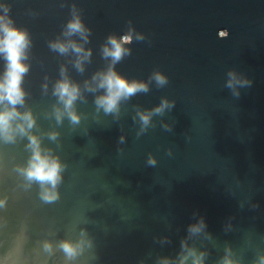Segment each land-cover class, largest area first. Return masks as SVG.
<instances>
[{
  "label": "water",
  "instance_id": "obj_1",
  "mask_svg": "<svg viewBox=\"0 0 264 264\" xmlns=\"http://www.w3.org/2000/svg\"><path fill=\"white\" fill-rule=\"evenodd\" d=\"M73 4L91 29L92 58L83 74L70 57L48 48ZM5 5L32 40L23 86L25 107L37 118L33 131L67 167L59 200L45 203L38 186L23 187L16 168L29 156L26 138L0 139V197L7 198L0 206V264H65L64 253L49 254L43 241L78 239L81 228L92 246L73 264H158L161 256L175 258L182 241L205 252L204 264H220L228 248L241 264H258L264 255V0H0V13ZM129 23L144 39L133 38L117 71L147 81L160 70L168 84L151 82L148 93L121 103L118 117L97 112L94 94L84 92L86 102L76 105L79 125L67 118L57 124L52 85L60 66L83 86L107 65L100 48L108 34H123ZM4 66L0 55V74ZM231 68L252 80L238 97L225 87ZM165 96L175 107L137 136V107L152 108ZM52 130L58 143L47 138ZM149 154L155 166L147 164ZM201 216L206 228L189 235L188 225Z\"/></svg>",
  "mask_w": 264,
  "mask_h": 264
},
{
  "label": "clouds",
  "instance_id": "obj_2",
  "mask_svg": "<svg viewBox=\"0 0 264 264\" xmlns=\"http://www.w3.org/2000/svg\"><path fill=\"white\" fill-rule=\"evenodd\" d=\"M0 13V55H3L5 66L0 74V139L5 143H15L18 138L25 139V149L29 152L27 161L16 166L18 174L23 178V187L26 190L34 185L39 188L40 199L45 203H54L60 198L59 188L64 180V171L67 167L60 155L53 149L43 146V138L33 129L37 125V118L31 108H26L27 90L23 86L25 76L29 73L31 65L28 62L32 40L28 31L17 26L8 14L7 6ZM91 29L85 24L76 5L71 7V17L66 21L60 35L48 41V48L58 56L70 57L74 69L83 74L86 64L91 62L92 49L86 47L89 43ZM142 41L144 34L135 31L129 23V27L123 34L109 33L105 42L101 45L100 52L107 65L95 71L90 79H85L83 86L79 81L72 79L65 65L59 69V77L52 85V95L56 97L57 104L53 106V112L57 124H62L67 118L72 126L79 125L81 113L77 111V101L86 102L84 92L94 94V104L97 112L103 111L105 115L116 117L120 114V106L124 101L140 93L150 91V83L154 82L157 88L168 84V77L160 70H154L148 80L129 79L117 71L115 65L126 56L131 55L128 47L133 42ZM74 57V59H71ZM252 80L243 73L238 74L235 68L227 72L225 87L233 96H239L240 88L250 86ZM48 84L45 82L44 91L47 92ZM103 90V91H101ZM99 92L100 94H96ZM175 101L168 97H161L160 102L149 109L137 107L135 119L140 122L137 136L144 133L149 126H154L153 117H163L166 111L170 112L175 107ZM62 106V107H61ZM161 127L166 131L172 130V124L161 122ZM49 141L57 142L59 132L49 131ZM125 141L122 135L118 143ZM171 153V150H169ZM156 157L149 154L147 164L155 166ZM6 197H0V206L6 202ZM196 215V213H194ZM206 228L204 218L201 216L196 222L188 225L189 235H196ZM92 240L85 229H80L78 239L63 238L55 242L44 240L43 248L49 254L56 249L64 253L65 264H73L85 247H91ZM205 252L189 247L186 241L181 242L180 251L175 258L161 256L158 264H204ZM141 264H144L141 261ZM220 264H241L232 255L231 249L225 250ZM258 264H264V255L260 256Z\"/></svg>",
  "mask_w": 264,
  "mask_h": 264
}]
</instances>
